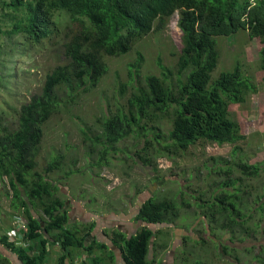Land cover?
I'll use <instances>...</instances> for the list:
<instances>
[{
  "label": "trees",
  "instance_id": "16d2710c",
  "mask_svg": "<svg viewBox=\"0 0 264 264\" xmlns=\"http://www.w3.org/2000/svg\"><path fill=\"white\" fill-rule=\"evenodd\" d=\"M176 13L182 32V50L179 53L169 51L170 56L177 55L175 67L163 66L160 76L148 73L143 85V78H134V74L139 75L143 63V54L137 51L136 45L151 34H163ZM66 19L76 24V28L64 25L62 21ZM60 25L67 27L60 43L61 63L47 73L40 91L17 108L14 126L2 124L4 110L0 109V179L6 177V194H11L12 208L18 213L22 212L28 224V232L23 239L25 247H17L15 242L9 243L4 233H0V246L17 256L22 264H45L50 244L45 235H48L63 253L56 264H75L76 251L88 253L86 257H77L81 264H167L158 254V240L166 232L160 230V225H174L180 218L178 192L172 191L173 199H161L160 196L139 198L133 213L122 217L124 219L120 220L118 226L116 223V226L109 228L113 230V248L89 237L90 232L97 229V224L95 221L79 226L70 223L66 201L58 196L60 179L51 176L54 171H59L62 180H65L79 173V168H75L78 159H69L57 152L49 156L41 171L37 170L45 125L54 112L62 110L80 91H88L108 75L106 57H120L132 51L134 61L126 65L129 78L119 88L122 93L127 86L132 89L127 99L128 107L118 105L111 115L104 116L101 112L100 116H95L94 121L101 127V132H97L94 124L79 128L81 135L91 143L85 152L91 167L86 168L109 165L110 154L123 152L116 146L118 142L134 131H137L134 136L146 137L142 152L136 151L134 154L144 166L153 170H157L151 156L154 143L161 147H155L156 152L163 155L174 149L187 150L199 142L236 146L245 135L240 133V124L230 115L228 105L245 102L254 87L240 67L222 72L212 80L211 75L219 60L216 38L243 31L248 33L250 39H259V68L264 79V0H0V35L5 34L6 40L12 43L11 53L7 54L11 64L21 57L20 52H26L38 44L55 43ZM4 27L6 29L3 31ZM164 54V50L158 52V65L163 61ZM2 65L8 64L0 63ZM8 74L14 75V72L10 73L9 70ZM169 113L172 115V128L165 135L160 120ZM143 119L155 123L151 126L141 125ZM149 134H153L152 139L147 138ZM239 150V147H234L232 153L236 154ZM240 161L233 162L237 171L250 178L258 175V164L243 163L241 157ZM207 170L208 175L212 176V170ZM215 170L231 171L228 167ZM243 184L244 180L226 179L214 187L203 189L201 196L196 195L194 199L198 200L201 219L207 221L202 232L205 228L234 232L239 227L250 239L254 237L256 230L248 224L253 221L252 213L248 215L247 212L250 206L241 196L245 193ZM239 188L240 193L236 190ZM246 188L251 197L249 186ZM253 202L258 203L256 197ZM191 208L192 204L188 202L186 211ZM258 210L260 214L264 212V200ZM39 212L38 218L35 217ZM134 219L141 224L130 227L129 234L119 229L122 221L131 223L135 222ZM263 219L255 222L253 227H259V232L264 235V225H260ZM225 239L232 242L228 236ZM206 241L210 239H201L198 246H206ZM160 248L165 252L169 246L164 244ZM170 248H174V264L176 249ZM151 251L154 252L153 259H150ZM185 251L183 249L181 255H185ZM97 252L99 255L90 258ZM200 252L212 261L210 249L204 248ZM190 254L193 256V252ZM219 254L223 257L232 254L231 260L240 263V259L233 256V250L227 246L221 245ZM254 260L264 264V259L255 257ZM180 261L181 264H191L186 257L180 258ZM192 264L210 263L198 261Z\"/></svg>",
  "mask_w": 264,
  "mask_h": 264
},
{
  "label": "rangeland",
  "instance_id": "374dc122",
  "mask_svg": "<svg viewBox=\"0 0 264 264\" xmlns=\"http://www.w3.org/2000/svg\"><path fill=\"white\" fill-rule=\"evenodd\" d=\"M178 19L179 15L176 13L170 19L167 30L163 34H151L136 45L137 51L143 54V63L141 69H139V75L134 74V78L136 80H142L141 78H143L141 84H146L145 78L148 73L160 76L163 72V66L175 67L177 55L170 56L169 51L174 50V52L179 53L182 50V32L178 27ZM62 23L68 25V27L71 26L72 29L76 28V24L69 23L67 19L62 21ZM64 25H60L59 36L55 43L38 44L26 52H20L21 57L14 59V64H11L10 57L7 56V54L11 53L12 43L6 40L8 38L5 34L0 35V63L8 64L7 66H0V109L4 110L3 125L14 126L16 124L17 108L29 100L32 94L40 91L42 85H44L47 73L55 65L61 63L60 43L64 39V31H67L65 30L67 27ZM5 29L6 27L2 28L3 31ZM216 49L219 54V60L216 69L211 75L212 80L216 79L222 72H229L235 67H240L244 76L249 78L251 85L254 87V90H251L246 96L245 102L229 103L228 105L230 115L240 124V133L245 135V138L237 142L236 146H218L199 142L190 146L187 150L176 151L174 149L163 155L156 152L155 147L158 149L161 147L154 143V147L151 148V156L157 166V170H153L152 167L144 166L134 154L136 151L142 152L146 144V137L134 136L133 134L137 132L134 131L118 142L116 146L123 152H118L117 155L114 153L110 154L108 156L109 165H104L101 168H86L87 166L91 167L89 166L90 160L86 158L85 153L91 143L89 139L81 135L79 128L85 127V124H94L95 127L97 126V132H101V127L97 125V121H94L95 116H100L102 113H104V116L111 115L117 110L118 105H127V99L131 95L132 89L127 86L125 87V92L122 93L119 88L129 78L126 65L134 61L135 54H132V51L128 55L120 57H106L109 67L108 75L103 77L95 87L82 93L80 91L74 100H70L69 104L63 106L62 110H57L51 115L45 125V136L42 139L40 154L37 158V170L41 171L46 166V160L49 159V156L57 152L65 154L69 159H78L75 168H79V173L73 174L65 180H62L63 178L59 171H54L51 176L57 178V180L60 179L57 191L58 196L62 200H75L85 206L88 212L86 216H88L89 220L84 222V225H88L92 221L96 223V217L99 221H103L105 228L90 232L89 237H93V239H97L113 248L111 243L113 237L111 231L113 230L109 228L116 226V223L119 225L120 220L124 219L122 217L129 213L132 214L139 198H158L160 196L161 199H170L173 196V192H178L176 194L179 197L178 203L176 200L174 201L178 205L177 209H179L180 218L176 220L174 225L168 223L160 225V230L164 232L166 230L164 236L158 240V254L160 257L166 259L167 254L171 250L170 247L173 248L175 246L174 264H181L180 258H184L181 255V248L178 247L179 241L176 239L175 231L180 230L183 226L186 227V225H188L186 229L189 231V227L193 226L197 221L194 227L197 232L189 233L186 241L187 244L192 245L187 250L194 252L193 256L184 255L189 263L202 261L210 264H258V261L254 260L255 257L264 259V235L259 232V227H253L255 222L257 223L259 219L264 218V212L262 211L260 214V210H258L259 205L264 200V144H262V133L264 130V79L263 73L259 68L261 44L259 39H250L247 32L241 31L231 36L216 38ZM160 50H164L165 54L162 56L163 61L158 65V52ZM9 70L10 73L14 72V75H9ZM3 81L7 82V84H1ZM127 107H125V111ZM171 120L172 115L170 113L167 114V117L160 120L162 131L165 135H168L169 130L172 128ZM141 122V125L148 124V126L155 123L147 119H143ZM153 134H149L147 138L152 139ZM234 147L240 148L236 154L232 153ZM96 149L99 150V147ZM94 157H97L96 153ZM240 157L243 163L258 164L259 173L257 176L250 178L236 170L233 162L240 163ZM68 164L71 165V163ZM226 167L230 168L231 171L215 170ZM208 168L212 170V176L208 175ZM156 178L159 179L156 180ZM226 179L244 180L242 187L245 193L241 196L244 197L246 205L250 206L247 209L248 215L252 213L253 216V221H249L248 224L252 226L253 230H256L254 237H251V239L239 227H236L234 232H221L217 229L212 231L210 228H205L203 232L201 230L207 221L203 222V219H201V210L197 207L198 200L194 198L199 194L201 196L203 189L214 187ZM214 182L216 183L215 185ZM7 186L6 177L1 178L0 226H2V229H0V233L6 234L9 243H18L15 234L11 233L10 230L16 227L18 217L21 219L25 218L22 212L18 213L12 208L11 194L9 196L6 194ZM246 186H249L251 197L247 194L248 188ZM236 190H239V193L241 192L240 188ZM167 191H170V193H165ZM254 197L257 198L258 203L253 202ZM188 202L192 204V208L186 211ZM232 202L233 200L230 201V203ZM65 203L68 204V202ZM85 209L82 207L81 212H84ZM38 214L40 215L41 213H37L35 217L38 218ZM114 214L117 216H112ZM71 215L73 217L75 214L72 213ZM192 216L197 217L192 218ZM72 223L78 226L81 224L80 219ZM139 224L141 223L138 221H132L131 223L122 221L119 229L123 230L125 234H129V228L136 225L139 227ZM260 225L263 227L264 219ZM27 232L28 224L26 223L24 235ZM105 234L108 235L105 236ZM225 236H228L232 242L225 239ZM89 237H87V243ZM45 239L50 241L47 247L48 254L46 259L48 264H53L51 262L57 260H54L51 255H57L58 259L61 256L60 246L52 242V237L48 235H45ZM201 239L213 240V245L210 244V241H206V246L204 247L195 246ZM164 244H168L169 248L162 252L160 246ZM221 245L233 250V256L239 258L240 263L231 260L232 254L229 257L221 256L219 254ZM16 246L20 247L18 244ZM204 248L210 249L209 253L212 261L206 258L208 257L207 255L201 254L200 251ZM2 249L3 252L1 253L6 254L7 250L3 247ZM87 254L84 251H76L74 253V263L81 264L77 257H86ZM96 255H99V252L92 254L90 258ZM197 256L199 257L198 259ZM153 258L154 252L151 251L150 259ZM49 259H51V262Z\"/></svg>",
  "mask_w": 264,
  "mask_h": 264
},
{
  "label": "crops",
  "instance_id": "0c3cea01",
  "mask_svg": "<svg viewBox=\"0 0 264 264\" xmlns=\"http://www.w3.org/2000/svg\"><path fill=\"white\" fill-rule=\"evenodd\" d=\"M66 202H68V204H69L68 205V204L65 203V206H66L67 211H68L69 221L74 222L77 219H80V223H84V222H87L89 220L88 216H86L88 212H87V210L85 209V206L82 203L80 204V203H78L75 200H66ZM72 205L74 206L73 208H72ZM82 207L85 209L84 212H81V208ZM72 213L75 214L73 217L71 215ZM112 216H117V215L114 214ZM97 223H98L97 230L100 229V228H105V226L103 224V221H99L98 218L96 217V224ZM117 226H118V223H117ZM105 236H107V234H105ZM16 244H18L20 247H24V244H23L22 240H18V243H16ZM112 250H114V249H112ZM1 252H3L2 246H0V256H1L0 264H22V262H20L18 260V257L15 256L14 254L10 253L8 250H7L6 254H3ZM61 255H63L62 252H61ZM51 257H53L54 260H57V255H51ZM49 261L51 262V259H49ZM51 263L56 264V261L55 262H51ZM45 264H48V260L45 262Z\"/></svg>",
  "mask_w": 264,
  "mask_h": 264
},
{
  "label": "flooded vegetation",
  "instance_id": "af4514ba",
  "mask_svg": "<svg viewBox=\"0 0 264 264\" xmlns=\"http://www.w3.org/2000/svg\"><path fill=\"white\" fill-rule=\"evenodd\" d=\"M197 223V221L194 223V225L193 226H191V227H189V231L186 229V227H182L180 230H176L175 231V236H176V239L179 241V246L178 247H180L181 248V250L183 251V249L184 250H186L185 251V254L186 255H189V256H191V252H193V251H191V250H187L188 248H191L190 246H192V245H190V244H187V236H188V234L190 233V234H192V232H194L195 231V224ZM185 232H184V231ZM195 246H198V244L197 245H195ZM175 247V246H174ZM172 250H174V248L172 249ZM172 250H170L169 251V253L167 254V256H166V259L165 260H168L167 261V264H173L172 263V254H173V251ZM194 253V252H193ZM184 258H185V256L184 255H182ZM196 256V255H195ZM175 260V259H174Z\"/></svg>",
  "mask_w": 264,
  "mask_h": 264
},
{
  "label": "built area",
  "instance_id": "2783aa9c",
  "mask_svg": "<svg viewBox=\"0 0 264 264\" xmlns=\"http://www.w3.org/2000/svg\"><path fill=\"white\" fill-rule=\"evenodd\" d=\"M25 228H26L25 220L18 217L16 227L12 228L10 232L15 234L16 240H22V237H24Z\"/></svg>",
  "mask_w": 264,
  "mask_h": 264
},
{
  "label": "clouds",
  "instance_id": "9594fccd",
  "mask_svg": "<svg viewBox=\"0 0 264 264\" xmlns=\"http://www.w3.org/2000/svg\"><path fill=\"white\" fill-rule=\"evenodd\" d=\"M26 222V221H25ZM23 239H24V237H22V241H23ZM23 244H24V247L26 246V244L23 242Z\"/></svg>",
  "mask_w": 264,
  "mask_h": 264
}]
</instances>
